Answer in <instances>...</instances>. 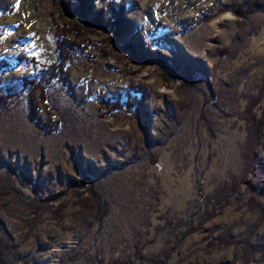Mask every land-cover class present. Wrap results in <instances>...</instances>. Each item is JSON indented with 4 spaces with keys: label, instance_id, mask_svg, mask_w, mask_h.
I'll list each match as a JSON object with an SVG mask.
<instances>
[{
    "label": "rangeland",
    "instance_id": "obj_1",
    "mask_svg": "<svg viewBox=\"0 0 264 264\" xmlns=\"http://www.w3.org/2000/svg\"><path fill=\"white\" fill-rule=\"evenodd\" d=\"M124 1L132 9L122 33L84 35L98 44L66 65V83L48 84L46 104L20 79L39 81L57 58L56 24L86 14L76 0H17L0 17V59L10 63L0 71L9 264H141L167 223L183 236L164 264H262L264 2L239 16L243 0ZM158 38L157 53H143ZM22 52L39 64H17ZM131 83L144 87L142 104ZM33 105L59 128L32 121ZM85 176L109 204L102 221L83 206L86 186L71 181ZM247 240L254 253L243 263Z\"/></svg>",
    "mask_w": 264,
    "mask_h": 264
},
{
    "label": "trees",
    "instance_id": "obj_2",
    "mask_svg": "<svg viewBox=\"0 0 264 264\" xmlns=\"http://www.w3.org/2000/svg\"><path fill=\"white\" fill-rule=\"evenodd\" d=\"M94 0H76V4L79 7L78 9L85 13V18L82 22L72 25L71 27H61L56 24V34L57 38V58L53 62L48 63L47 72L39 76V81L36 79H29V77L22 76L20 82L22 84L21 88H30L34 90L36 88L40 93V98L43 104L48 102L47 93L45 88L52 81L56 83L64 84L66 83L65 79V68L66 65H73L78 61L82 56L86 55V51L90 49V46H94L96 43L94 40L86 39L84 35H89L92 32L93 28H107L113 29L115 36L117 37L122 33L121 23L123 17L132 9V6L124 0H108L105 9L100 10L95 9L93 6ZM17 0H0V9H3L4 12L10 13L13 11V6L16 4ZM264 0H243L241 1L242 5L248 4L246 9L240 4L237 9L241 16L245 11L254 12L256 8L260 6V3ZM245 3V4H244ZM242 6V7H241ZM92 12V18L89 20L88 15ZM204 15V14H202ZM162 25L161 23L156 25V29ZM159 38L154 42L152 40L145 42L143 45V53H152L156 54L157 51L154 48L157 46ZM127 49L132 48V44L126 45ZM101 54H104V51H101ZM17 64L21 62L29 63L31 65L39 64L34 58L25 54L24 52L19 53L15 56ZM162 63V62H161ZM171 63L170 60L164 58V64ZM10 66L9 61H4L0 59V71L7 69ZM128 91L139 96V100L134 98L133 102L136 104H142L145 89L141 85L131 83L128 86ZM9 98L8 95H4L0 92V106H4L5 101ZM113 107L120 108V104L116 102ZM37 106H30V115L29 118L39 124L45 131L51 132L59 128V122L54 119L46 118V120H41L38 116ZM121 109V108H120ZM74 186L82 188L86 186V198L83 199L82 203L84 208H87L89 215L93 218L94 221H102L104 216L109 213V204L106 201L104 195L95 189L93 179L91 177L85 176L81 181L71 180ZM87 205V206H86ZM86 210V209H85ZM207 218H210L213 214H208ZM206 218V219H207ZM206 219L202 221L205 222ZM188 225V224H187ZM186 225V226H187ZM191 225V224H190ZM188 225V226H190ZM173 225L167 223L161 229H158L157 237L154 240H157L159 243L158 248L155 250L147 251L146 253H139L138 259H141V264H164L165 259L169 257L171 252L175 249L176 244H178L179 238L183 235L180 233H175L173 231ZM244 250L246 251L243 256V263H246L250 259V256L254 253L253 249H250V243H243ZM14 250L13 241L10 238V235L7 231H3L2 236L0 237V264H9L10 253ZM260 256L262 259V264H264V250L260 249Z\"/></svg>",
    "mask_w": 264,
    "mask_h": 264
},
{
    "label": "water",
    "instance_id": "obj_3",
    "mask_svg": "<svg viewBox=\"0 0 264 264\" xmlns=\"http://www.w3.org/2000/svg\"><path fill=\"white\" fill-rule=\"evenodd\" d=\"M4 10L3 9H0V17L4 14Z\"/></svg>",
    "mask_w": 264,
    "mask_h": 264
}]
</instances>
